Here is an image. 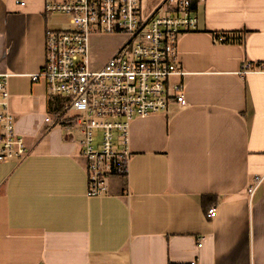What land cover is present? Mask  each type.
Instances as JSON below:
<instances>
[{
	"label": "crops",
	"instance_id": "crops-1",
	"mask_svg": "<svg viewBox=\"0 0 264 264\" xmlns=\"http://www.w3.org/2000/svg\"><path fill=\"white\" fill-rule=\"evenodd\" d=\"M24 1L0 0V74L29 151L0 162V264H264V72L241 74L264 63V0L195 5L198 29L178 39L185 75L172 78L187 104L131 122L128 174L98 197L87 196L79 134L56 124L68 99L32 81L46 32L67 17Z\"/></svg>",
	"mask_w": 264,
	"mask_h": 264
},
{
	"label": "built area",
	"instance_id": "built-area-1",
	"mask_svg": "<svg viewBox=\"0 0 264 264\" xmlns=\"http://www.w3.org/2000/svg\"><path fill=\"white\" fill-rule=\"evenodd\" d=\"M203 0H160L148 15L143 0H45L44 12L68 18L64 30H48L45 62L32 81L43 80L53 95L68 99L56 124L66 122L79 134L80 157L87 173V196L107 193L112 177H125L132 153L130 124L135 118L166 113L172 103L187 104L178 61V39L197 31L195 5ZM18 6L26 5L16 0ZM124 36L114 55L102 66H90V38ZM264 63H245L241 74L262 73ZM7 74H0V162H20L29 151L15 132L10 111ZM47 123H53L50 118ZM77 138V139H76ZM256 186L261 180L256 177ZM253 188L248 190L250 196ZM214 218L216 209L208 211ZM197 239V248L203 245ZM189 264H198L193 260Z\"/></svg>",
	"mask_w": 264,
	"mask_h": 264
},
{
	"label": "rangeland",
	"instance_id": "rangeland-1",
	"mask_svg": "<svg viewBox=\"0 0 264 264\" xmlns=\"http://www.w3.org/2000/svg\"><path fill=\"white\" fill-rule=\"evenodd\" d=\"M158 0H143L144 8H151L153 4ZM58 27L67 28V18L57 17ZM114 37V38H113ZM125 40L124 36H108V35H100L93 36L90 38L91 43V51L90 52V66L93 69L99 68L101 63V56L106 54L107 52H111V48H109L111 42L121 43ZM101 63V64H100Z\"/></svg>",
	"mask_w": 264,
	"mask_h": 264
},
{
	"label": "trees",
	"instance_id": "trees-1",
	"mask_svg": "<svg viewBox=\"0 0 264 264\" xmlns=\"http://www.w3.org/2000/svg\"><path fill=\"white\" fill-rule=\"evenodd\" d=\"M194 6H195V3H194ZM213 36H215V37L218 38V36H217L216 34H213ZM207 200H209V198H204V199H203V202L205 203Z\"/></svg>",
	"mask_w": 264,
	"mask_h": 264
}]
</instances>
